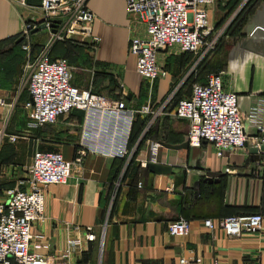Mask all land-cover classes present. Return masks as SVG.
<instances>
[{
	"label": "crops",
	"instance_id": "obj_1",
	"mask_svg": "<svg viewBox=\"0 0 264 264\" xmlns=\"http://www.w3.org/2000/svg\"><path fill=\"white\" fill-rule=\"evenodd\" d=\"M86 5L93 15L91 33L99 41L74 43L70 84L133 111L148 102L152 114H134L128 157L86 153L65 184L43 188V220L30 230L31 243L40 248L32 252L55 262L66 239L76 236L74 228L89 227L94 241L70 257L72 264H179L180 259L184 264H196L195 259L199 264H264V152H253L250 144L216 157L209 144L188 147V124L174 117L176 101L188 96L192 85L181 84V59L158 51L165 75L152 82L139 77L127 44L131 33L143 36L142 21L128 16L120 0H87ZM206 15L221 36L196 82L220 71L223 88L236 96L245 134L254 137L256 126H264V0H213ZM25 19L34 17L0 0V136L17 137L0 151V203L9 191L25 188L20 182L35 151L57 152L72 162L83 121V113L73 110L54 124L29 128L22 110L24 64L41 42L25 51L21 42L10 40ZM38 30L30 31V38ZM147 163L168 171L151 174ZM249 214L263 217L257 233L226 238L216 226L223 218ZM179 218L187 222V235L169 236L167 224ZM208 219L211 231L202 226Z\"/></svg>",
	"mask_w": 264,
	"mask_h": 264
},
{
	"label": "built area",
	"instance_id": "obj_2",
	"mask_svg": "<svg viewBox=\"0 0 264 264\" xmlns=\"http://www.w3.org/2000/svg\"><path fill=\"white\" fill-rule=\"evenodd\" d=\"M24 5L25 0H15ZM127 15L143 23V36L132 35L127 44L128 53L134 57L135 73L152 82L165 75L158 66L157 52L176 46L180 53L209 55L217 46L221 29L215 28L206 15L213 0H120ZM38 13L45 16L44 26L50 17L66 18L62 37L76 43H97L91 33L92 13L85 0H39ZM28 30L33 24L26 25ZM26 50L27 46H23ZM29 68L26 79L27 99L22 105L29 128L54 124L58 117L73 110L83 113L81 135L76 156L66 162L57 152L35 151L26 168V177L20 182L23 190H11L5 203H0V264H70V257L80 253L83 245L94 241L89 227L74 228L76 236L68 237L64 249L53 262L41 258L32 251L40 248L31 243V226L43 220V188L65 184L73 166H79L86 153L110 159L129 156L127 143L134 114H152L146 102L137 111L129 110L122 102L80 89L69 82V67L64 59L51 60L40 50L25 62ZM222 73L208 72L203 82H194L188 96L174 105V117L188 124L186 144L190 148L200 143L209 144L216 157L226 152L243 150L251 144L259 149L264 146V126L257 125L258 134L248 137L243 120L237 110L236 96L223 88ZM169 98V97H168ZM167 100V99H166ZM0 104L2 101L0 99ZM8 143L17 137L2 135ZM156 145L151 146L154 151ZM144 166L145 163H140ZM264 193V168L262 175ZM261 214L231 216L219 220L216 226L226 238L260 231ZM207 231L214 228L212 220H203ZM172 237H184L188 233L187 222L181 218L166 227ZM179 264L185 260L180 259ZM194 263L199 264L198 259ZM207 264H217L212 261ZM248 264V263H245Z\"/></svg>",
	"mask_w": 264,
	"mask_h": 264
},
{
	"label": "rangeland",
	"instance_id": "obj_3",
	"mask_svg": "<svg viewBox=\"0 0 264 264\" xmlns=\"http://www.w3.org/2000/svg\"><path fill=\"white\" fill-rule=\"evenodd\" d=\"M9 2L12 7L16 9H20L23 11L26 16H32L34 19L30 21V19H25L23 21V24L19 27L18 32H16L14 35L10 36V40L12 42L17 41L21 42L23 45L27 46L28 49H32L29 46L36 45L37 42H41V45L34 48V57L37 55V53L42 50L48 54V56H58L61 59H64L66 64L69 67L70 62H74L77 58V55L74 53L76 50V45L69 39H65L62 37L61 30L64 27L66 18H62L61 20L57 17H50L47 21V25L44 26V28H41L38 30V32L35 34L33 33V36H29V32L32 30H28L26 28V25L33 24L34 27H36L38 24L42 23V20H46L45 16H41L38 12V4L37 3H29L27 0H25L24 5H20V3L16 2L15 0H5ZM87 0H85V6L87 8ZM129 16V15H128ZM32 35V34H31ZM133 33H131L130 36H132ZM129 36V37H130ZM71 42V43H70ZM40 44V43H39ZM216 50V49H215ZM214 50V51H215ZM55 51L54 53H52ZM161 52H166V57L174 58V59H181L183 63V72H182V83L186 84L190 87V85L197 80L199 76L203 74L204 67L202 66L203 60L210 59V56L212 52L209 55L201 56L198 52L197 53H180L176 46L172 45L170 47H166L165 49L161 50ZM214 53V52H213ZM209 56V57H208ZM157 57V56H156ZM32 59V58H31ZM157 61V60H156ZM201 64V67H198ZM26 72V79L27 74L29 71V68H24ZM70 71V70H69ZM201 73V74H200ZM22 86L26 87V80L22 82ZM27 93V91H26ZM26 116V115H25ZM41 128V127H40ZM37 129V128H36ZM16 137V136H15ZM15 143V142H14ZM14 143H8L6 140L0 136V151L5 150L8 148V146L14 144ZM0 197H3L2 194ZM76 254V253H74ZM73 254V255H74ZM70 264L71 261H70Z\"/></svg>",
	"mask_w": 264,
	"mask_h": 264
},
{
	"label": "water",
	"instance_id": "obj_4",
	"mask_svg": "<svg viewBox=\"0 0 264 264\" xmlns=\"http://www.w3.org/2000/svg\"><path fill=\"white\" fill-rule=\"evenodd\" d=\"M41 28H44V24L43 23H41L38 26L34 27L31 30V32H34V31H36L38 29H41ZM251 149L255 153L256 152H264V146H261L259 149L255 148V147H253ZM145 167L151 174H155V175L156 174H160V173L165 174L168 171V168H163V167H160V166H158L156 164H153V163H147Z\"/></svg>",
	"mask_w": 264,
	"mask_h": 264
},
{
	"label": "trees",
	"instance_id": "obj_5",
	"mask_svg": "<svg viewBox=\"0 0 264 264\" xmlns=\"http://www.w3.org/2000/svg\"><path fill=\"white\" fill-rule=\"evenodd\" d=\"M213 52H214V51H213ZM213 52H212V53H213ZM183 53H185V52H183ZM50 59L53 60V59H56V57H54V58H53V57H50ZM203 61H204V60H203ZM210 69H211V68H210ZM209 72H213V71H209ZM207 73H208V72H207ZM207 73H206V74H207ZM204 77H205V76H204ZM196 81H197V80H195V82H196ZM203 81H204V80H203ZM203 81H202V82H203ZM133 126H134V123L132 122V124H131V128H130V134H129V138H128V140H129L128 143H129V144H130V142H131L132 131H133V129H134Z\"/></svg>",
	"mask_w": 264,
	"mask_h": 264
}]
</instances>
